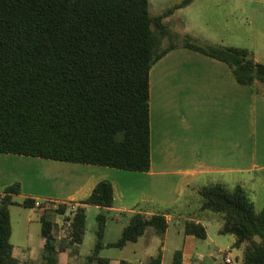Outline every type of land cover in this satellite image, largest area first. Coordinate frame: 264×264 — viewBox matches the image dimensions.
Instances as JSON below:
<instances>
[{
  "label": "trees",
  "instance_id": "obj_1",
  "mask_svg": "<svg viewBox=\"0 0 264 264\" xmlns=\"http://www.w3.org/2000/svg\"><path fill=\"white\" fill-rule=\"evenodd\" d=\"M193 1L153 15L150 0H0V152L149 172L150 72L178 48L226 63L240 84L264 96V64L252 51L181 37L168 25L167 18ZM21 190L18 182L0 190V264H30L15 256L11 242V206L36 208L35 199L16 202ZM197 193L185 233L206 239L196 219L216 216L220 233L234 235V246L243 248L244 264H264V210L255 208L245 188L217 183ZM114 203L112 182L100 181L70 210L71 244L83 243L86 206L111 209ZM50 211L66 214L68 208L46 203L41 208L44 264H60L59 226L49 219ZM174 212L168 207L152 216L132 214L122 237L109 245L103 241L108 217L100 213L96 245L85 264H111L100 255L105 247L123 249L148 228L164 236L166 215ZM180 260L178 252L174 264Z\"/></svg>",
  "mask_w": 264,
  "mask_h": 264
},
{
  "label": "crops",
  "instance_id": "obj_2",
  "mask_svg": "<svg viewBox=\"0 0 264 264\" xmlns=\"http://www.w3.org/2000/svg\"><path fill=\"white\" fill-rule=\"evenodd\" d=\"M198 1L201 0H194L180 11L191 9ZM248 1L256 2L264 16V0ZM190 17L182 14L183 25ZM186 34L209 42L199 31L183 32ZM236 47L252 51L246 46ZM252 53L256 62L264 64L254 51ZM150 119L149 172L0 152V188L18 182L22 189L18 196L23 200L52 201L77 208L100 181L110 180L114 187V207L100 210L108 217L103 238L105 245L119 241L131 215L136 212L152 216L168 207H175V212L166 215L168 229L164 236H159L154 228H148L137 242L129 243L123 249L117 248L120 254L116 258L100 253L102 257L109 258L111 264L122 261L174 264L176 254L181 252V264H204L208 259L201 239L185 233L189 205L198 198L197 192L201 188L217 183L227 188L241 185L246 192L250 185L264 189V96L256 95L252 88L240 84L226 63L188 48H178L151 69ZM93 207L86 206L87 217ZM32 211L41 218L40 209L32 208ZM49 214L54 215V212ZM175 218L182 224L172 230L171 223ZM214 218L205 215L202 220L196 219L206 228L208 236L203 240L210 237L204 221ZM52 221L58 225L57 221ZM113 233L118 234L116 241L110 239ZM60 242V264L86 263L90 253L83 255L80 249L85 243V235L82 244L65 247L63 241ZM43 247L44 239L42 258ZM14 248L15 256L22 262L33 260L30 247ZM106 249L112 248L105 247L104 252ZM238 249L242 256L234 259L231 253L232 264L239 261L244 264L243 248ZM227 257L226 254L225 264Z\"/></svg>",
  "mask_w": 264,
  "mask_h": 264
},
{
  "label": "rangeland",
  "instance_id": "obj_3",
  "mask_svg": "<svg viewBox=\"0 0 264 264\" xmlns=\"http://www.w3.org/2000/svg\"><path fill=\"white\" fill-rule=\"evenodd\" d=\"M180 1L181 0H160L158 3L157 0H152L150 11L153 15H158ZM182 14H184V16L191 15L188 21L185 20L184 25ZM167 21L171 29L180 34L181 37H183V32L189 31L195 33L199 31L202 37H205L209 41L207 43H215V45L225 43V45L246 46L254 51L259 59L264 61V58H262V55H264V16L262 15L261 8H259L254 1L201 0L191 7V9L183 11L178 10L173 18ZM165 44H167V41ZM228 188L233 189L232 186ZM2 189L3 188H0V190ZM247 194L249 201L254 203L258 211L264 210V189L262 187L257 188L254 185H250L247 188ZM15 200L18 203L23 202V198L20 196H16ZM10 210L13 227L12 244L20 250L30 247L29 249L33 252V260L28 261L30 264H44L41 250L43 237L40 216L33 212L32 208H26L21 205L11 206ZM100 210L101 208L93 207L88 213L85 243L80 248L81 254L83 255H87L88 253L91 254L94 250V245L97 241V216L100 214ZM50 212H54V215L49 214V219L58 222V240H63L65 247L72 245L69 238V229L71 226L69 218H71V213L67 212L66 214H60L56 211ZM30 218H32V221H29ZM181 224L182 221L175 218L171 223L172 230ZM204 224L208 228L210 234L208 240H200V244L208 259L204 264H225V256L229 247H233L232 257L234 259L242 256L241 250L234 247L236 237L232 234L223 235L219 233L223 226L217 218L211 221L205 220ZM66 235H68V238L65 237ZM117 237L118 234L113 233L110 239L116 241L118 239ZM101 253L116 258L120 254V251L117 248H112L106 249L105 252L103 250ZM210 253L213 254V257L210 256ZM63 258L64 256L62 259ZM168 261L169 259L167 263ZM235 264H242V262L239 261V263L236 262Z\"/></svg>",
  "mask_w": 264,
  "mask_h": 264
},
{
  "label": "built area",
  "instance_id": "obj_4",
  "mask_svg": "<svg viewBox=\"0 0 264 264\" xmlns=\"http://www.w3.org/2000/svg\"><path fill=\"white\" fill-rule=\"evenodd\" d=\"M45 203L46 204H53V206L55 208L63 205V206H66L69 210H75L76 209V207L72 206V205H68V204H64V203H56V202H52V201H42V200H36L35 207L41 210L43 204H45ZM231 253H232V249L228 248L227 252H226V254L228 255V257L226 258V263L227 264H232L233 263L232 258H231Z\"/></svg>",
  "mask_w": 264,
  "mask_h": 264
}]
</instances>
